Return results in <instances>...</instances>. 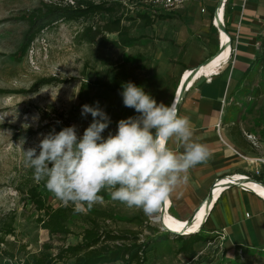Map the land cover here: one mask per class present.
I'll return each mask as SVG.
<instances>
[{
  "label": "rangeland",
  "instance_id": "obj_1",
  "mask_svg": "<svg viewBox=\"0 0 264 264\" xmlns=\"http://www.w3.org/2000/svg\"><path fill=\"white\" fill-rule=\"evenodd\" d=\"M76 1L0 0V91L7 92L0 94V242H4L1 252L15 256L11 261L0 255V264H21L27 255L39 253L45 244L53 247V253L64 245L75 246L82 241L92 221L105 232L144 235L145 242L150 243L146 264H264V251L245 255L238 251L234 255L227 253L224 240L218 234L200 236L202 240L195 245L196 258L190 261L178 253L188 237L176 239L163 231L161 224L153 221L159 211L145 215L142 210L128 208L110 196L104 199V204L73 215L69 223L72 234L67 238H51L41 228L40 213L24 194L38 182L34 179V170L25 167L23 150L37 147L43 135L48 134L44 128L48 124L46 116L65 125L67 122L69 126L76 125L78 136H82L93 119L90 114L81 115L82 106L99 102L111 118L103 135L115 134L119 120L138 114L123 105L120 93H108L95 86L97 78L111 81L116 74L133 77L158 104L163 102L170 106L181 76L200 62L202 54L206 53L204 49H209L204 18L156 19L150 28L134 25L131 35L140 38L139 42L120 49L109 43L102 44L100 38L89 43L82 37L86 28H100L108 21L106 16H95L87 21H59L45 29L20 56L29 28L23 17L43 4L65 6ZM93 1H120L128 10V18L143 13L138 11L142 0ZM124 24L131 25V22ZM105 36L109 42L117 40L115 34ZM218 52L219 49L215 54ZM260 76L259 87L253 89V93L250 91L252 99H247L245 108L251 114L255 112L249 121L264 139V70ZM41 79L57 81L38 93L32 92L33 85ZM228 111L230 115L235 113L237 120L239 107L230 104ZM39 192L54 208L63 206L47 188L42 187Z\"/></svg>",
  "mask_w": 264,
  "mask_h": 264
},
{
  "label": "crops",
  "instance_id": "obj_2",
  "mask_svg": "<svg viewBox=\"0 0 264 264\" xmlns=\"http://www.w3.org/2000/svg\"><path fill=\"white\" fill-rule=\"evenodd\" d=\"M218 3L219 0H190L183 10L166 15L167 18H204L209 49H204L206 53L202 52L200 62L191 69L203 64L219 49L218 33L212 25ZM226 24L233 38L239 32L234 64H224L217 75L200 77L188 90L179 113L190 118L194 138L210 152L207 162L190 169L189 183L178 187L168 201V214L173 212L171 216L180 223L187 222L204 204L217 180L239 175L254 179L262 176L260 181L264 182V139L258 128L250 124L255 112L251 114L245 108L247 99H252L250 91L253 93L259 87L262 78L263 71L257 69L258 58L263 54L264 0H230ZM230 104L239 107L237 120L235 113L230 115L228 111ZM247 135L256 137L257 146ZM169 147L176 145L170 142ZM256 194L241 187L226 189L215 201L199 235H223L227 253L233 255L237 251L244 255L264 251V197Z\"/></svg>",
  "mask_w": 264,
  "mask_h": 264
},
{
  "label": "clouds",
  "instance_id": "obj_3",
  "mask_svg": "<svg viewBox=\"0 0 264 264\" xmlns=\"http://www.w3.org/2000/svg\"><path fill=\"white\" fill-rule=\"evenodd\" d=\"M122 89L123 105L138 115L119 120L115 134L103 135L111 118L96 102L82 106L81 115L93 118L82 136L76 125L53 129L37 147L23 150L34 179L44 181L75 213L104 204V191L128 208L155 214L178 187L189 183L190 169L210 157L207 146L194 138L190 118L178 114L175 99L170 106L158 104L131 81ZM170 142L176 148L169 147Z\"/></svg>",
  "mask_w": 264,
  "mask_h": 264
},
{
  "label": "trees",
  "instance_id": "obj_4",
  "mask_svg": "<svg viewBox=\"0 0 264 264\" xmlns=\"http://www.w3.org/2000/svg\"><path fill=\"white\" fill-rule=\"evenodd\" d=\"M142 0V6L138 11L143 12L136 18H128V10L120 1H108L96 3L93 0H77L73 5H62L61 3L43 4L40 8L34 10L30 15L23 17L29 25L28 31L25 34L20 56L25 54L31 47L37 37L47 28L52 27L59 21L76 22L87 21L95 16H106L108 21L103 27L94 28L88 27L83 32L85 39L89 43H94L97 38L102 44L109 43L115 48L124 49L135 45L140 38L133 37L131 30L135 26L141 28H150L154 26L156 19H165L166 15H159L156 18L151 17L148 13L146 5ZM122 13L120 14V12ZM129 21L131 25H125L124 22ZM133 25V26H132ZM135 25V26H134ZM106 34L117 35V40L109 42L106 39ZM259 66L257 72L264 70V43L263 54L258 58ZM253 75V74H252ZM56 79H41L33 85L31 91L38 93L44 86L51 85L56 82ZM133 82L137 86H141V82L133 77H124L121 74H116L111 81L97 78L94 85L104 89L108 93L118 94L122 89V85L127 82ZM7 92L0 91V94ZM174 100V99H172ZM172 103V102H171ZM50 116H46L45 120L48 124L45 125V130L51 132L55 129L59 132L64 127H69V123L65 125L59 120H50ZM259 176L256 180H262ZM46 188L44 181L38 182L27 189L24 194L28 200L34 205L37 212L40 213L38 223L43 230H46L51 238L62 237L67 238L72 234L69 226L70 219L76 213L69 206H60L54 208L47 203L46 198L39 192L40 188ZM105 198L109 197L106 192L100 193ZM92 226L84 231L82 241L75 246H61L56 253H53V247L50 244H45L39 253L27 255L23 259L24 264H146L147 254L150 252L149 242H140L139 233L132 232L128 234H115L114 232H105L98 227L96 221L91 222ZM171 235V234H170ZM173 236V235H172ZM180 238V237H176ZM202 238L199 234L188 236V240L184 241L183 246L179 249L180 255H185L190 261L196 258L195 245ZM120 242V244H117ZM1 257L9 258L11 261L15 258L14 254L1 252ZM240 257V254H239Z\"/></svg>",
  "mask_w": 264,
  "mask_h": 264
},
{
  "label": "bare ground",
  "instance_id": "obj_5",
  "mask_svg": "<svg viewBox=\"0 0 264 264\" xmlns=\"http://www.w3.org/2000/svg\"><path fill=\"white\" fill-rule=\"evenodd\" d=\"M222 41L223 42L226 41V37L224 35L222 36ZM229 53H230L229 49L225 50L221 55L213 59L212 62H210L208 65H199L198 66L199 68L201 66L202 67L200 70H198L199 72L197 74L191 75L192 70L195 68L188 70L186 74L181 78L179 87L181 85V82L182 84H185L186 81L188 83L190 82L187 89L188 92V90L194 86V84L199 80L200 77L219 74L221 67L224 65V63L226 62L229 56ZM178 89L176 90L174 95V99H176V101L178 99V96L179 98L181 96V93ZM235 183L240 184L241 186H245L246 188H249L251 191L257 194H261L264 197V185L260 183L249 181L248 178L240 177L239 175H237L235 178L232 177L224 178L222 179V182L218 185V187L214 191L213 199L209 203L204 202V204L199 208V212H197L195 220L191 222L189 225H187V222L185 223L178 222V220H176L171 216L172 214L171 215L168 214L169 212L168 210L170 208V203L168 201L166 202V209L164 210L165 214L163 217L161 216V224L163 223L162 225L164 226V228L168 229L169 231L184 236H191L198 234L204 222L206 221L209 212L213 208L215 201L219 198V196L224 190L229 189V186L231 184L234 185ZM159 218H160V213L157 218H154V220L159 221Z\"/></svg>",
  "mask_w": 264,
  "mask_h": 264
},
{
  "label": "built area",
  "instance_id": "obj_6",
  "mask_svg": "<svg viewBox=\"0 0 264 264\" xmlns=\"http://www.w3.org/2000/svg\"><path fill=\"white\" fill-rule=\"evenodd\" d=\"M229 1L230 0H224V3L222 5L221 9H217V8H216L217 10L215 9V11L218 13V16L220 18V22L222 23V25L224 26V28L227 30V33H225L220 28L219 22H218L217 18L214 15H213V19H212V25L216 29L217 33H218L219 51L221 49H223L225 46L227 47L226 50L229 49V51H230L229 56H228V58H227V60H226V62L224 64H228V63H233L234 64L235 59H236V56H237V52H238V50H237V44H238V40H239V32H238L237 37L236 38H233L231 36V34L228 32V29H227V24H226V8H227V4H228ZM189 2H190V0H144L143 1V3L146 5V8H147L148 13L153 18H156L159 15L176 14L179 11L183 10L187 6V4ZM205 12H206V10L203 9L202 10V13H205ZM223 35L226 37V41L225 42L222 41V36ZM262 36H264V27H263V30H262ZM258 46H260V45L258 44ZM247 138L250 141H252L255 146H257L256 137H254L252 135H247ZM260 173L261 172H257V175H260ZM231 177L232 178H235L236 176H231ZM243 177H246L248 179H254L253 177H250V176H243ZM221 182H222V180H217L216 181V183L213 186V188H214L213 189V192L216 190V188L218 187V185ZM254 182L259 183L257 181H254ZM241 188L244 189L245 191H251L249 188H246L245 186H241ZM229 189H230V187H229ZM224 192H222V193H224ZM251 192H253V191H251ZM253 193H255V192H253ZM159 213H160V209H159ZM209 214H210V212H209ZM209 214H208V216H209ZM208 216L206 218V221L208 219ZM153 221L160 224L159 221H156L154 219H153ZM200 233H201V231L198 234H200ZM115 234H118V233H115ZM176 237H188V236L181 235V236H176ZM139 238H140V242L141 243H144L145 242V236L144 235H139ZM221 239L222 240L224 239L223 235L221 236ZM117 244H120V242H117ZM241 253L242 252H240V254ZM21 264H24V263L22 262Z\"/></svg>",
  "mask_w": 264,
  "mask_h": 264
},
{
  "label": "water",
  "instance_id": "obj_7",
  "mask_svg": "<svg viewBox=\"0 0 264 264\" xmlns=\"http://www.w3.org/2000/svg\"><path fill=\"white\" fill-rule=\"evenodd\" d=\"M223 3H224V0H219V3H218V6H217V9H221V7H222V5H223ZM216 9V10H217ZM214 16L217 18V20H218V22H219V25H220V28L225 32V33H227V30L224 28V26L222 25V23L220 22V18H219V16H218V13L215 11L214 12ZM227 49V47L225 46L223 49H221L217 54H215L213 57H211L210 59H208V60H206L203 64H201V65H208L210 62H212V60L213 59H215V58H217L222 52H224L225 50ZM202 67V66H201ZM201 67L199 68V67H197V68H195V69H193L192 70V74L191 75H193V74H197L199 71L198 70H200L201 69ZM190 83V82H189ZM189 83L186 81L185 82V84H182V82H181V85H180V87H179V91H180V93H181V96H180V98H179V96H178V99H177V105H178V114L180 113V109H181V106H182V104H183V101L185 100V97H186V94H187V89H188V86H189ZM177 94H178V92H177ZM176 100V99H175ZM249 181H257V182H259V183H261L262 185H264V182H262V181H259V180H256V179H249ZM230 188L231 187H241V185L240 184H238V185H233V184H231L230 186H229ZM214 189V188H213ZM213 190L209 193V195H208V197H207V199L205 200V203L206 202H210L212 199H213ZM166 209V202L164 203V204H162V206L160 207V218H159V222H160V224H161V216L163 217L164 216V214H165V210ZM197 212H199V209L198 210H196V212L194 213V215L187 221V225H189L191 222H193L194 220H195V218H196V214H197ZM163 224V223H162ZM161 224V226H162V230L163 231H165L166 233H169V234H171V235H174V236H181V234H177V233H173V232H171V231H169L168 229H166V228H164V226Z\"/></svg>",
  "mask_w": 264,
  "mask_h": 264
}]
</instances>
